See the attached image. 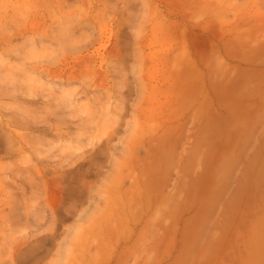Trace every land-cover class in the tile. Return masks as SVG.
<instances>
[{"label":"rangeland","instance_id":"obj_1","mask_svg":"<svg viewBox=\"0 0 264 264\" xmlns=\"http://www.w3.org/2000/svg\"><path fill=\"white\" fill-rule=\"evenodd\" d=\"M0 264H264V0H0Z\"/></svg>","mask_w":264,"mask_h":264}]
</instances>
